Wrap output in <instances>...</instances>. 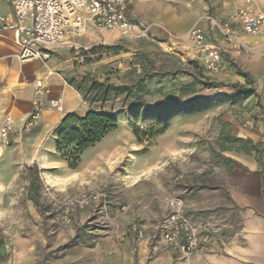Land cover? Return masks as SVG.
Wrapping results in <instances>:
<instances>
[{"label": "rangeland", "instance_id": "374dc122", "mask_svg": "<svg viewBox=\"0 0 264 264\" xmlns=\"http://www.w3.org/2000/svg\"><path fill=\"white\" fill-rule=\"evenodd\" d=\"M257 2L151 0L150 5L171 7L179 15L196 12L197 20L207 23L206 16L225 20L240 10L264 12ZM143 19L144 35L136 32L127 37L119 30L91 29L80 41L94 46L82 55L84 63L77 62L78 53L70 44L52 49L51 81L72 86L78 99L68 111L56 110L52 102L44 101L34 125L26 129L28 116L16 129L13 119L7 142L0 141V188L4 192L0 206L5 209L0 218V264H16L18 252L30 247L29 264H76L90 262L87 250L93 246L106 255L108 244L116 246L129 238L136 242L147 236L149 243H162L160 226L171 210L166 204L169 197L182 200L183 214L193 223L218 229L213 241L241 229L245 200L258 209L261 197L264 205V69L250 72L243 64L245 59L239 62L229 56L251 75L250 85L256 90L237 95L232 87L221 85L245 83L234 66L223 62L218 72L208 73L200 54L183 49L189 45L183 43L187 33L180 37L169 31L164 36L153 35L149 22ZM258 49L243 53V57L252 60L251 54ZM141 58L180 64L204 84L197 85L193 95H180L178 89L192 77L178 74L154 77L147 84L149 95L135 100L119 94L93 102L90 94L84 98L80 93L86 91L91 79L127 82L132 69L139 72ZM193 60L199 62L198 69L189 63ZM256 60L253 64L261 58ZM36 62H29L27 69L42 70ZM40 78L44 79V96L48 95V79ZM176 99L178 106L172 103ZM87 110L114 115L118 126L88 147L71 168L76 147L58 146L57 126L66 114L82 115ZM35 186L39 191L37 206L30 199ZM99 188L104 190V198L74 211L69 222L61 220L57 200ZM133 227L140 228L142 236Z\"/></svg>", "mask_w": 264, "mask_h": 264}, {"label": "built area", "instance_id": "2783aa9c", "mask_svg": "<svg viewBox=\"0 0 264 264\" xmlns=\"http://www.w3.org/2000/svg\"><path fill=\"white\" fill-rule=\"evenodd\" d=\"M132 0H12L10 14L0 16V28L10 30L14 41L19 47L18 61L40 58L47 61L51 58L54 47L70 44L78 53L76 59L84 63V55L89 52L91 45H82L76 40L82 36L89 26L97 30L115 31L120 35H144L146 24L143 18L132 17L129 6ZM209 31H214L220 40L227 45H237L244 53L251 48L244 44L241 33L254 36L264 26V12L240 10L231 14L227 19L220 20L215 16H206ZM195 47L202 52L201 61L208 73L214 74L223 68L222 51L215 43L206 42L205 30L193 27L187 33ZM44 79L38 77L34 82L33 100L29 118L25 123L26 129L34 125L43 112ZM52 107L62 111L63 100L57 97ZM13 117L8 114L0 125V141L7 142L12 131ZM105 192L102 188L93 190L89 194L73 195L57 200L59 216L64 222L70 221L71 214L83 209L91 200L102 199ZM166 204L170 213L166 221L160 226V236L163 245L169 250H177L184 255L193 254L201 250L207 243L213 241L218 229L209 224L197 225L183 214L182 200L169 197ZM142 236L140 228H132Z\"/></svg>", "mask_w": 264, "mask_h": 264}, {"label": "crops", "instance_id": "0c3cea01", "mask_svg": "<svg viewBox=\"0 0 264 264\" xmlns=\"http://www.w3.org/2000/svg\"><path fill=\"white\" fill-rule=\"evenodd\" d=\"M257 1L258 5L264 9V0ZM11 3L12 0H0V16L11 13ZM150 3L151 0L140 2L134 0L130 3L128 12L132 17L145 18L149 22L151 34L164 36L165 31H169L180 37L188 33L193 27H201L205 30L206 42L215 43L220 47L222 53L237 58L239 62H243L242 60L245 59L243 64L248 71H259L260 67L264 69V26L254 36L241 33V39L245 45L251 49L259 48L258 51L250 53L252 60H249L243 57L245 55H243L244 52L240 50V47L223 43L216 32L209 31L206 22L197 20L199 15L196 12L190 11L179 15L176 10L172 11L171 7L161 9L160 7L157 8L155 4L150 5ZM196 21H198L197 24ZM91 29L93 27L89 26L84 36L74 40L83 44L80 41L87 38L86 36ZM185 42H188L189 45L184 46L183 49L193 55L200 54L201 59L202 52L195 47L194 43L189 38L183 43ZM97 43L99 42H95V44ZM18 52L19 47L14 41L12 31L0 28V125L4 118L11 114L14 123L17 124L14 128H21L23 121L30 114L34 96V82L38 77L48 79L47 85L51 86L49 94L44 96L45 103H51L61 95L63 97V109L71 110L75 105L73 100L78 99V94L72 86H64L63 83L57 85L51 81L54 79L52 78L54 69L51 67L53 65L50 62L51 58L45 63L40 58L20 62L17 59ZM258 57L261 58L260 63L253 64V60L258 62L256 60ZM32 61H37L36 63L43 66V69L38 70V72L28 70L27 64ZM38 161L40 162L42 159ZM0 184L3 185L2 181ZM1 189L0 196L4 193ZM244 202L247 204V208L244 211L241 229L231 237L212 241L196 253L184 255L177 250H169L163 243H149L146 236L138 238L136 242L129 238L116 246L108 244L105 249L106 255L101 254L98 247H90L87 250L90 254V262L76 264H264V205L261 197H259L260 207L258 209L251 205L248 206L249 203L246 200ZM4 211L5 209L0 206V218ZM14 240L16 244L26 245L21 240ZM30 248H23L18 252L16 264H29V257L32 255Z\"/></svg>", "mask_w": 264, "mask_h": 264}, {"label": "trees", "instance_id": "16d2710c", "mask_svg": "<svg viewBox=\"0 0 264 264\" xmlns=\"http://www.w3.org/2000/svg\"><path fill=\"white\" fill-rule=\"evenodd\" d=\"M93 49V48H92ZM92 49L90 51H92ZM223 62L227 64V67L234 66L235 73L244 78L246 85L241 82H235L231 84H221L223 86L232 87L237 95H244L247 93H255V89L250 85L252 82L251 75L248 72L243 71L237 64L229 58V55L222 53ZM162 60H156L154 58L144 59L141 58L139 62V72H135V68L132 69L126 76L127 82L123 83H110L108 81H98L91 79V84L87 87L83 94L84 98L90 94V99L93 102L108 101L113 98L114 95L125 94L128 98L140 99L145 95H149L147 84L157 76H175V75H189L192 80L183 83L178 89L180 95H193L196 93L197 85L204 84L198 79L196 73L190 72V70L181 67L177 63H161ZM194 67L198 69L199 62L193 60L189 61ZM203 65V62H202ZM204 67V65H203ZM131 74V75H130ZM206 84V83H205ZM79 90V88H78ZM176 106L180 104L178 100L172 102ZM117 119L114 115L107 112H97L94 110H87L86 113L79 115L75 112L66 114L56 131V143L59 147L68 148L75 145V154L72 155L74 162L69 165L71 168L76 166L79 156L88 149L98 143L105 135L117 129ZM233 138V137H232ZM235 141L241 139L233 138ZM246 143L248 141H245ZM31 171V168L28 169ZM34 178L32 180H35ZM34 183V182H32ZM30 199L34 205L38 204V186H35Z\"/></svg>", "mask_w": 264, "mask_h": 264}]
</instances>
